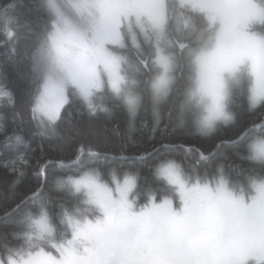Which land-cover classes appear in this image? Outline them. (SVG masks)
Returning a JSON list of instances; mask_svg holds the SVG:
<instances>
[{"label":"snow or ice","instance_id":"1","mask_svg":"<svg viewBox=\"0 0 264 264\" xmlns=\"http://www.w3.org/2000/svg\"><path fill=\"white\" fill-rule=\"evenodd\" d=\"M35 7L43 13L35 28L10 14L15 4L0 10V44L10 52L5 63L30 82L20 100L0 86V101L11 109L22 104L41 137L71 124L77 101L90 117L110 114L109 102L122 107L130 127L146 104L157 125L161 106L178 104L181 126L190 114L201 133L235 120L230 104L237 94L250 109L264 107V0H38ZM24 61L28 71L21 73L16 65ZM253 127L260 134L250 141L264 137V119ZM0 133L5 150L27 147L4 123ZM247 136L245 129L231 143ZM161 147L192 150L161 143L137 153L141 162L158 155L156 185L144 188L138 173L109 169L106 178L85 163V155H100L90 146L78 145L67 161L41 149L37 185L5 215L34 207L12 222V240L0 242V264H264V140L247 144L242 158L262 171L242 182L223 164L203 173L198 165L185 169ZM197 151L200 160L215 154ZM28 166L30 153L11 161L17 179ZM69 166L71 174L56 176L51 190L76 203L53 212L45 198L49 175Z\"/></svg>","mask_w":264,"mask_h":264},{"label":"trees","instance_id":"2","mask_svg":"<svg viewBox=\"0 0 264 264\" xmlns=\"http://www.w3.org/2000/svg\"><path fill=\"white\" fill-rule=\"evenodd\" d=\"M38 0H0V10L8 4H15L16 8L10 10V14L18 19L21 25L35 28L36 23L43 17L42 12L36 10L35 5ZM27 34L26 28H21V36ZM0 35V41H3ZM27 41L21 40L18 46V60L23 59V51ZM10 55L9 49L0 44V86L10 90L18 100L24 97L29 88L30 82L22 79L14 70L11 63H5L6 57ZM16 67L21 73L28 71L27 62L18 63ZM146 79L145 76L140 77ZM143 87V84H141ZM182 91V88H181ZM110 114L98 113L90 117L79 102H74L72 106L71 124L67 121L57 128V134L50 137H41L38 129L34 125L27 123L28 115L22 104H18L16 109L5 106V102L0 104V116L4 117L0 123H4L8 135L13 131L24 136L27 147L19 145L5 150L3 141L5 135L0 133V242L5 236L12 240V233L16 231L12 223L17 220L22 211H27L34 206L29 203L20 212H10L15 204L20 200L30 188L35 187L38 178L34 174L33 168L36 158L41 156V149L44 156L51 160H69L74 154L78 145H83L85 149L89 146L100 153L97 157L84 156L85 163L100 169L107 178L109 169H118L122 172L132 171L138 173L139 182L142 186H155L156 181L153 176L155 164L158 162V155L153 154L146 162L135 159V155L152 145H186L192 150L184 148L161 147L160 153L174 159L183 168L191 170L194 165H198L201 173L205 169L214 170L218 165L223 164L225 170L235 181H244L245 177L253 172H260L262 169L256 163L250 162L246 157V146L253 136L259 135V129L253 127V123L259 124L264 119V107L250 109L247 98L237 94L230 104V111L234 114L235 120L227 124H219L209 135H200L192 125L191 115L184 117L185 123L181 126V116L179 105L171 103L162 105L161 122L157 125L151 113V105L146 104L138 116L129 126V117L122 107L109 102L107 105ZM23 121V122H22ZM249 130V136L235 141L243 130ZM227 141L230 143H223ZM220 147L217 148V145ZM205 154L215 153L208 160H200L199 152ZM34 150V151H32ZM123 152L126 159H120ZM31 155V166L26 167L25 174L17 179V173L11 170V161L20 157ZM9 166L5 167V163ZM71 166L64 170L54 169L49 175V188L45 192V198L50 201V208L53 212L58 211L59 205L64 204L72 207L76 201L73 196L66 192L53 191L52 184L56 176L71 174Z\"/></svg>","mask_w":264,"mask_h":264},{"label":"clouds","instance_id":"3","mask_svg":"<svg viewBox=\"0 0 264 264\" xmlns=\"http://www.w3.org/2000/svg\"><path fill=\"white\" fill-rule=\"evenodd\" d=\"M193 39H195V37H193ZM195 131H196L197 134H200V135H209V134L212 133V132L201 133V132H199L197 129H195ZM257 140H264V137L254 138L253 141H250V144H254Z\"/></svg>","mask_w":264,"mask_h":264},{"label":"rangeland","instance_id":"4","mask_svg":"<svg viewBox=\"0 0 264 264\" xmlns=\"http://www.w3.org/2000/svg\"><path fill=\"white\" fill-rule=\"evenodd\" d=\"M140 43L143 45L144 49L147 50V45L143 43L142 38H140ZM131 48V45H130ZM134 51V50H133ZM4 101H0V104L3 103Z\"/></svg>","mask_w":264,"mask_h":264}]
</instances>
